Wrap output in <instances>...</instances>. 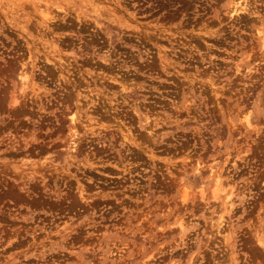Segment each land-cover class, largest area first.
Returning a JSON list of instances; mask_svg holds the SVG:
<instances>
[{"label":"rangeland","instance_id":"374dc122","mask_svg":"<svg viewBox=\"0 0 264 264\" xmlns=\"http://www.w3.org/2000/svg\"><path fill=\"white\" fill-rule=\"evenodd\" d=\"M262 37L264 0H0V264H264Z\"/></svg>","mask_w":264,"mask_h":264},{"label":"bare ground","instance_id":"6f19581e","mask_svg":"<svg viewBox=\"0 0 264 264\" xmlns=\"http://www.w3.org/2000/svg\"><path fill=\"white\" fill-rule=\"evenodd\" d=\"M35 2V1H34ZM37 2H39V1H37ZM45 2V1H44ZM40 3V2H39ZM38 4V3H37ZM42 3H40V5H41ZM237 2H235L233 5V9H231V10H229V11H231V12H234L235 14H236V12L239 10V8L237 7ZM39 5V4H38ZM37 5V6H38ZM39 5V6H40ZM243 9V8H242ZM42 10H45V7H44V9L42 8ZM41 10V11H42ZM245 10V9H244ZM240 11V10H239ZM43 11H42V15H43ZM44 15H47V13L46 14H44ZM43 15V16H44ZM46 17V16H45ZM47 18V17H46ZM48 19V18H47ZM49 20H51V19H49ZM48 20V21H49ZM262 38H264V37H262ZM261 46H263V49H264V39H263V42H261ZM48 60V59H47ZM23 65V64H22ZM27 67V66H26ZM21 69V68H20ZM28 71V70H27ZM18 74V73H17ZM19 75H20V80H21V90H22V87L26 84V81H27V78H28V74H27V72H26V70H25V68H23L22 67V69H21V71H20V73H19ZM29 81H30V79H29ZM17 100H15V102H16ZM88 112V111H87ZM74 113L71 115V116H69L70 118V121L74 124L77 120H76V118L74 117ZM246 123H247V125H250V123L248 122V121H246ZM75 125V124H74ZM79 131H77L76 129H72L71 130V132L70 133H72L71 134V136L70 137H76L77 136V133H78ZM76 134V135H75ZM71 140H72V138H71ZM77 140V139H76ZM70 141V140H69ZM74 143V142H73ZM72 144V143H71ZM210 170H209V172L211 171H213L212 169H213V167L212 168H209ZM215 170V169H214ZM219 173V172H218ZM215 174V176H216V184H215V186H214V189L212 190V194H213V196H214V198H217V194H218V189H219V187H220V185H219V178H220V175H217L216 173H214ZM214 179H215V177H214ZM201 192H203V191H201ZM200 192V193H201ZM184 196V195H183ZM229 197V196H228ZM185 198V197H184ZM183 198V199H184ZM225 211H226V209H225ZM220 222H222V221H220ZM262 241V240H261Z\"/></svg>","mask_w":264,"mask_h":264}]
</instances>
